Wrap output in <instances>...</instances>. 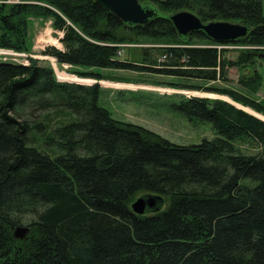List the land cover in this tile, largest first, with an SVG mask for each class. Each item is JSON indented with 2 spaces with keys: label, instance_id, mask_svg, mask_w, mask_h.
Returning <instances> with one entry per match:
<instances>
[{
  "label": "trees",
  "instance_id": "1",
  "mask_svg": "<svg viewBox=\"0 0 264 264\" xmlns=\"http://www.w3.org/2000/svg\"><path fill=\"white\" fill-rule=\"evenodd\" d=\"M20 1L0 4V50L30 54V20H50L62 50L41 55L96 84L60 82L39 60L0 59V264H264V121L223 100L182 98L174 108L215 137L180 146L113 119L98 85L111 78L98 70L172 77L171 88L225 96L264 118L255 98L264 76L250 68L264 62L262 0H138L156 12L144 25L95 0ZM184 11L249 31L225 44L203 32L179 37L170 16ZM133 39L150 44L139 64L117 56ZM227 46L254 49L230 61L218 49ZM235 67L240 89L215 86ZM138 195L163 206L135 215ZM18 226L29 228L23 239Z\"/></svg>",
  "mask_w": 264,
  "mask_h": 264
},
{
  "label": "rangeland",
  "instance_id": "2",
  "mask_svg": "<svg viewBox=\"0 0 264 264\" xmlns=\"http://www.w3.org/2000/svg\"><path fill=\"white\" fill-rule=\"evenodd\" d=\"M262 3L264 12V0H262ZM51 30L53 29L51 27L50 20L31 19L28 31L29 37L27 40V47L29 49L28 52L35 56H42L41 54L43 52V46L44 49H46L47 47H55L61 49L62 47L59 43L60 38H58V36L54 34V32L50 33ZM133 40L135 41L130 42L132 44H120L123 46L121 48L123 51L121 56H119L118 58L121 61H128L134 64H139L143 58L142 49L145 47H149L150 44H140L141 41H144L141 39ZM193 43L200 45L207 44L196 43L195 41ZM222 48H225L227 50L224 58L230 61H234L237 59L238 49H254L240 46H227L221 47L220 49ZM258 49L264 50V47ZM156 57L159 56L156 55ZM39 62L41 65L52 67L50 61L39 60ZM250 68L256 73L262 74L264 76V62L262 60H254V64H252ZM55 70L59 78L63 80L60 82L69 81L67 83H75L86 86L95 84V80L81 79L71 74L64 73L69 70V67L67 69L63 68L62 66L60 67L56 65ZM98 71H100L105 77H111L110 80H103L98 82V85L101 87L99 104L111 113L113 119L124 123H130L133 125L144 127L145 129L156 133L157 135L176 145H198L204 140H212L215 135L211 129V125L208 122H202L196 119L193 121H189V119L183 113L174 108V105H177L182 98L187 97L182 96L181 94L157 92L155 91L156 89L176 90L194 93L195 95L191 96L190 98L196 97L208 98L213 100H223L249 114H252L264 120L262 116L253 112L250 108L235 104L228 97L220 96L214 93H205L189 89L180 90L169 87V83L180 81V79L177 78L159 76L156 74H145L135 71ZM242 71L243 70L238 67L228 68L226 72L227 81L217 82L215 86L236 90L240 89L238 82ZM192 83L198 84L200 86L203 85L202 82ZM209 85L212 84H208L206 86ZM255 98L257 100L264 99V82L261 83L258 92L255 94ZM40 115V113H34L33 119H35L36 121L43 120V117H41L42 115ZM53 121L55 120H51L50 126H53L55 124L56 121ZM244 182H246V180H244L243 183ZM140 197V195L136 196L135 200ZM17 228L27 229L28 227L18 226L13 230V233Z\"/></svg>",
  "mask_w": 264,
  "mask_h": 264
},
{
  "label": "water",
  "instance_id": "3",
  "mask_svg": "<svg viewBox=\"0 0 264 264\" xmlns=\"http://www.w3.org/2000/svg\"><path fill=\"white\" fill-rule=\"evenodd\" d=\"M95 2L128 25H144L156 15L155 10L142 7L138 0H95ZM170 20L179 37L203 32L210 41L218 44L245 38L249 31L245 25L238 23L225 21L203 23L195 14L187 11L173 14L170 16ZM162 206L163 200L159 196L146 195L132 202L130 209L133 214L143 216L150 211H159ZM27 233L28 228H17L14 232V238L23 239Z\"/></svg>",
  "mask_w": 264,
  "mask_h": 264
},
{
  "label": "built area",
  "instance_id": "4",
  "mask_svg": "<svg viewBox=\"0 0 264 264\" xmlns=\"http://www.w3.org/2000/svg\"><path fill=\"white\" fill-rule=\"evenodd\" d=\"M20 4L21 1L20 0H6V1H0V4ZM118 46V45H117ZM122 45L118 46V52H117V56H121L122 54ZM218 49H220V47H218ZM42 50H44V46L42 48ZM11 59L14 62H18L21 63L22 65H28L29 63V59H34V60H46V61H50L52 64V68L54 70L55 76L57 78L58 81H63L59 78V76L57 75V72L55 70V66H56V61L54 58L51 57H46V56H35L33 54H19V53H15L11 50H0V59ZM166 60V56H161L160 58L157 59V63L158 64H162L164 61ZM63 68H67L69 66L67 65H62ZM64 72V71H61ZM67 73V72H64ZM68 74V73H67ZM74 76V75H73ZM64 82H69V81H64ZM155 91L157 92H163V93H171V94H181L182 96H185L187 98H190L191 96H194V93L191 92H183V91H176V90H160V89H156Z\"/></svg>",
  "mask_w": 264,
  "mask_h": 264
},
{
  "label": "crops",
  "instance_id": "5",
  "mask_svg": "<svg viewBox=\"0 0 264 264\" xmlns=\"http://www.w3.org/2000/svg\"><path fill=\"white\" fill-rule=\"evenodd\" d=\"M52 32H54V34H56L57 36H58V38H61L62 37V33H60V32H55V31H53V30H51L50 31V33H52ZM61 45V44H60ZM61 47H62V45H61ZM59 49V48H58ZM59 50H62V48L61 49H59Z\"/></svg>",
  "mask_w": 264,
  "mask_h": 264
}]
</instances>
